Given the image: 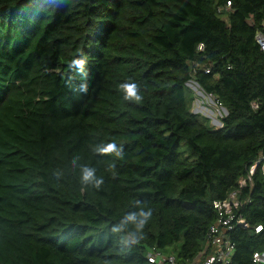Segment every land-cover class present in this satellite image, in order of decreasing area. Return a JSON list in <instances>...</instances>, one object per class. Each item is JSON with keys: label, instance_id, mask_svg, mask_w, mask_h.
Here are the masks:
<instances>
[{"label": "trees", "instance_id": "trees-1", "mask_svg": "<svg viewBox=\"0 0 264 264\" xmlns=\"http://www.w3.org/2000/svg\"><path fill=\"white\" fill-rule=\"evenodd\" d=\"M263 23L264 0H0V264L187 263L235 189L228 264H261Z\"/></svg>", "mask_w": 264, "mask_h": 264}, {"label": "built area", "instance_id": "built-area-1", "mask_svg": "<svg viewBox=\"0 0 264 264\" xmlns=\"http://www.w3.org/2000/svg\"><path fill=\"white\" fill-rule=\"evenodd\" d=\"M230 5L231 3L228 1L226 6H220L218 8L219 12H226ZM256 40L261 45V48L264 49V23L262 28L256 33ZM254 107H257V104H254ZM224 114H226L225 111ZM224 114H221V117ZM255 166L256 163L252 165L250 173L247 176L239 179L240 188L252 181L251 175ZM213 203L217 211V218L208 228L202 249L189 262L179 263L174 253H164L159 250L150 252L149 260L156 264H228L235 251V242L230 237L229 231L236 225L248 226V223L244 217L238 214V210L242 204L238 189L232 190L226 198L215 200ZM261 230L262 225L256 226V232H260ZM253 260L264 264V251H255L253 253Z\"/></svg>", "mask_w": 264, "mask_h": 264}, {"label": "rangeland", "instance_id": "rangeland-1", "mask_svg": "<svg viewBox=\"0 0 264 264\" xmlns=\"http://www.w3.org/2000/svg\"><path fill=\"white\" fill-rule=\"evenodd\" d=\"M188 86L194 95L192 111L198 113L200 117H205L211 127H220L218 121L221 122V114H224L223 107L216 102L214 96L205 93L195 80L189 81Z\"/></svg>", "mask_w": 264, "mask_h": 264}, {"label": "clouds", "instance_id": "clouds-1", "mask_svg": "<svg viewBox=\"0 0 264 264\" xmlns=\"http://www.w3.org/2000/svg\"><path fill=\"white\" fill-rule=\"evenodd\" d=\"M125 89H127V88H129L130 86L129 85H124L123 86ZM125 98H127V97H125ZM139 97H137V99H138ZM91 175V172H89V171H86L85 172V174H84V179L85 180H87L88 179V177ZM150 210L149 211H142L141 213H140V215L142 216V217H144L145 219H147V217H149L150 216ZM130 219H135V216H132V217H129ZM141 223H143V221H141ZM113 230H115V229H113Z\"/></svg>", "mask_w": 264, "mask_h": 264}, {"label": "water", "instance_id": "water-1", "mask_svg": "<svg viewBox=\"0 0 264 264\" xmlns=\"http://www.w3.org/2000/svg\"><path fill=\"white\" fill-rule=\"evenodd\" d=\"M224 111H225L226 114L228 113V110L225 107H224Z\"/></svg>", "mask_w": 264, "mask_h": 264}, {"label": "crops", "instance_id": "crops-1", "mask_svg": "<svg viewBox=\"0 0 264 264\" xmlns=\"http://www.w3.org/2000/svg\"><path fill=\"white\" fill-rule=\"evenodd\" d=\"M216 120V119H215ZM219 122V121H218ZM219 124H220V126L222 125V123L221 122H219ZM264 168V167H263ZM165 253V252H164Z\"/></svg>", "mask_w": 264, "mask_h": 264}]
</instances>
